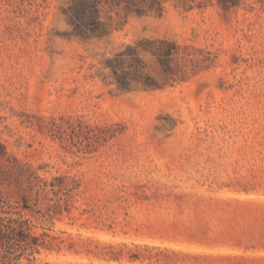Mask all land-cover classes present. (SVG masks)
I'll return each instance as SVG.
<instances>
[{
	"label": "rangeland",
	"instance_id": "rangeland-1",
	"mask_svg": "<svg viewBox=\"0 0 264 264\" xmlns=\"http://www.w3.org/2000/svg\"><path fill=\"white\" fill-rule=\"evenodd\" d=\"M68 5L0 0V163L81 181L54 223L27 211L63 240L33 264H264V0L169 1L90 40ZM142 36L187 47V71L121 91L105 61Z\"/></svg>",
	"mask_w": 264,
	"mask_h": 264
},
{
	"label": "trees",
	"instance_id": "trees-1",
	"mask_svg": "<svg viewBox=\"0 0 264 264\" xmlns=\"http://www.w3.org/2000/svg\"><path fill=\"white\" fill-rule=\"evenodd\" d=\"M66 15L73 26L72 35L84 40L103 38L121 28L127 17L149 12L162 14L166 2L191 10L218 4L224 10L241 5L242 0H66ZM116 13V16L114 15ZM122 13L126 19H122ZM185 46L166 37L142 36L105 61L112 82L121 91L135 88H160L187 71ZM159 71L155 76L150 71ZM81 181L64 173L50 177L39 174L29 162L9 156L0 163V264H33L42 249H61L59 236L44 231L36 232L37 219L54 223L75 207Z\"/></svg>",
	"mask_w": 264,
	"mask_h": 264
}]
</instances>
